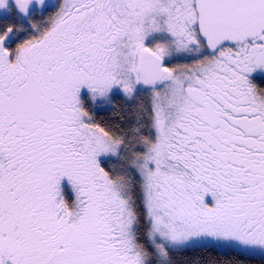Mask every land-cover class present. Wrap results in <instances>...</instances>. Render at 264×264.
I'll return each mask as SVG.
<instances>
[{
    "label": "snow or ice",
    "instance_id": "snow-or-ice-1",
    "mask_svg": "<svg viewBox=\"0 0 264 264\" xmlns=\"http://www.w3.org/2000/svg\"><path fill=\"white\" fill-rule=\"evenodd\" d=\"M0 264H264V0H0Z\"/></svg>",
    "mask_w": 264,
    "mask_h": 264
}]
</instances>
